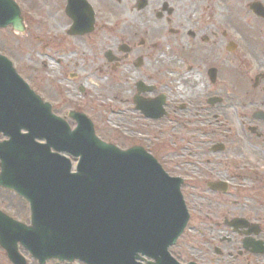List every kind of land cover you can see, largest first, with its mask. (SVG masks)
I'll use <instances>...</instances> for the list:
<instances>
[{"label":"flooded vegetation","instance_id":"flooded-vegetation-1","mask_svg":"<svg viewBox=\"0 0 264 264\" xmlns=\"http://www.w3.org/2000/svg\"><path fill=\"white\" fill-rule=\"evenodd\" d=\"M50 1L53 4L57 2L61 10L65 39H73L69 48H61L66 47L70 53L76 54V58L70 60L74 67L85 69L94 65V68L101 69L108 66L116 71L130 66L142 68L150 58L146 50L155 49L159 40L164 41L157 46L160 53L163 54L168 47L171 59L174 57L185 62L184 71L205 72L213 90L219 84L218 75L224 71L223 66L228 64L229 54L236 49L235 43L223 42L228 37L226 26L242 24L246 7L249 10L251 3L258 2L264 6V0ZM252 15L261 26L257 36L264 39V18ZM75 21L83 29L90 28L89 32L78 33ZM72 26L75 31H72ZM87 52L92 57H87ZM94 54L101 56L102 66ZM188 59L192 61L188 62ZM255 76L256 85L252 89L263 95V65ZM143 82L153 87L150 93L156 90L157 85ZM145 94V98L163 95L164 117H169L165 93L156 96ZM216 97L218 104H222V97ZM50 107L53 112L51 104ZM185 109L190 111L186 104H178L177 111ZM174 111L172 109L171 113L177 120ZM256 133L257 138H264V133L258 128ZM4 139L0 133V141ZM257 149L264 151V148ZM221 152L226 154L224 161H208L205 163L209 164L208 167L199 168L197 177L199 183H204V191L190 193L184 198L188 220L182 234L168 248L174 260L169 264H264V158L256 159L260 165L254 168L256 176L246 177L242 174L244 166H241L245 150L224 148ZM219 163L224 167L216 165ZM204 174L207 176L201 177ZM208 183L215 184L210 188ZM38 196L41 195L37 194L36 200L30 201L13 189L0 185V264H105L101 259L86 256L59 255V249L55 247L69 242L54 238V202L37 199ZM48 231L51 237L45 234ZM142 263L151 264L149 260Z\"/></svg>","mask_w":264,"mask_h":264},{"label":"rangeland","instance_id":"rangeland-1","mask_svg":"<svg viewBox=\"0 0 264 264\" xmlns=\"http://www.w3.org/2000/svg\"><path fill=\"white\" fill-rule=\"evenodd\" d=\"M14 1L20 8L25 29L18 32L10 25L0 28V54L12 62L24 81L71 128L75 122L67 116L68 112H82L92 121L95 134L102 141L123 150L142 147L170 176L185 178L180 186L183 199L190 193L204 191L205 185L197 177L199 168L208 167L205 164L208 161L225 160V153L210 150L215 142L223 143L225 148H243L242 174L256 176L254 168L260 167L256 159L264 158V151L259 152L257 148H264V138H257L247 127L256 125L264 133V121L251 118L255 109L264 110V94L252 89L255 75L264 67V39L257 36L260 22L247 7L242 24L226 26L228 37L223 42L235 43L236 49L229 54L228 64L223 66L224 71L218 75L219 84L213 90L205 72L184 71L185 62L171 59L168 47L160 53L157 46L164 41L159 40L155 49L147 47L150 58L142 68L130 66L119 71L108 66L97 69L94 65L76 68L70 63L76 54L66 49L73 39H65L57 2ZM62 46L66 47L62 49ZM63 50L66 51L62 53ZM86 56L92 57L90 53ZM185 56L189 58L187 53ZM95 58L102 66L101 56L95 55ZM138 80L157 85L146 96L166 94L169 117L150 120L134 111L132 96ZM211 96L222 97V104L207 105L205 101ZM180 103L186 104L190 111H177ZM70 159L74 165L75 159ZM216 165L224 167L222 163Z\"/></svg>","mask_w":264,"mask_h":264},{"label":"water","instance_id":"water-1","mask_svg":"<svg viewBox=\"0 0 264 264\" xmlns=\"http://www.w3.org/2000/svg\"><path fill=\"white\" fill-rule=\"evenodd\" d=\"M250 9L264 17L261 4L253 3ZM9 24L23 30L16 3L0 0V27ZM75 26L78 33L88 31L78 21ZM136 86L135 109L147 118L162 117L164 96L143 99L139 93L150 88L141 82ZM69 116L76 122L72 130L0 55V132L8 137L0 143V185L30 201L40 194L37 199L54 202L52 233L55 239L69 242L55 247L62 257L140 264L136 259L146 255L154 259L153 264L174 262L167 248L188 219L179 190L181 179L168 176L139 146L121 150L100 140L84 114L70 112ZM253 118H263L262 112H255ZM222 148L216 144L212 151ZM60 153L77 158L74 172L70 159ZM45 234L51 237V232Z\"/></svg>","mask_w":264,"mask_h":264}]
</instances>
